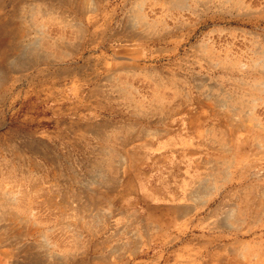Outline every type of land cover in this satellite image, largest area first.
<instances>
[{
    "label": "rangeland",
    "instance_id": "rangeland-1",
    "mask_svg": "<svg viewBox=\"0 0 264 264\" xmlns=\"http://www.w3.org/2000/svg\"><path fill=\"white\" fill-rule=\"evenodd\" d=\"M0 264H264V0H0Z\"/></svg>",
    "mask_w": 264,
    "mask_h": 264
},
{
    "label": "bare ground",
    "instance_id": "bare-ground-1",
    "mask_svg": "<svg viewBox=\"0 0 264 264\" xmlns=\"http://www.w3.org/2000/svg\"><path fill=\"white\" fill-rule=\"evenodd\" d=\"M203 188V187H202Z\"/></svg>",
    "mask_w": 264,
    "mask_h": 264
}]
</instances>
